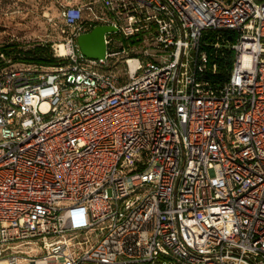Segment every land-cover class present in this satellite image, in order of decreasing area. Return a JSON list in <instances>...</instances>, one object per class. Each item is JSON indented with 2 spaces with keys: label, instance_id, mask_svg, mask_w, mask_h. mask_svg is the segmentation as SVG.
I'll return each instance as SVG.
<instances>
[{
  "label": "built area",
  "instance_id": "1",
  "mask_svg": "<svg viewBox=\"0 0 264 264\" xmlns=\"http://www.w3.org/2000/svg\"><path fill=\"white\" fill-rule=\"evenodd\" d=\"M60 18L52 65L0 53V264H264V0ZM98 25L91 59L77 38Z\"/></svg>",
  "mask_w": 264,
  "mask_h": 264
},
{
  "label": "rangeland",
  "instance_id": "2",
  "mask_svg": "<svg viewBox=\"0 0 264 264\" xmlns=\"http://www.w3.org/2000/svg\"><path fill=\"white\" fill-rule=\"evenodd\" d=\"M79 1L81 0H0V49L7 45L8 49L15 48L8 54L2 51L5 57L2 60L4 67L21 66L20 62L13 60L14 56H21L18 49L25 51L37 44L53 45L57 42L61 27L60 10L65 5ZM96 9L99 10L98 6ZM108 37L112 38L113 49L132 43V39L124 38L120 34H109ZM122 67V59L119 57L112 68L120 71ZM38 245V243H33L30 246H20V248L42 254Z\"/></svg>",
  "mask_w": 264,
  "mask_h": 264
},
{
  "label": "trees",
  "instance_id": "3",
  "mask_svg": "<svg viewBox=\"0 0 264 264\" xmlns=\"http://www.w3.org/2000/svg\"><path fill=\"white\" fill-rule=\"evenodd\" d=\"M221 34L224 37H230L231 33L228 31H221ZM8 45L7 47H3L2 49H0V52H4L6 54H8V52L14 50L15 48H11L8 49ZM18 53L21 56H17L13 58V60L15 62H20V63H27V64H37V65H52L53 63H55L57 60L55 58H53L50 54V47L49 45H45L42 46L41 44H37L34 47H32V49H28L25 51H22L21 49L17 50ZM230 66V60H229V55L228 52H226L225 58L220 62V69L221 72L219 73V75L217 76V79H225L226 78V73H227V69Z\"/></svg>",
  "mask_w": 264,
  "mask_h": 264
},
{
  "label": "water",
  "instance_id": "4",
  "mask_svg": "<svg viewBox=\"0 0 264 264\" xmlns=\"http://www.w3.org/2000/svg\"><path fill=\"white\" fill-rule=\"evenodd\" d=\"M114 30L111 25H98L90 32L79 35L77 43L81 53L91 59L104 58L106 50L104 33Z\"/></svg>",
  "mask_w": 264,
  "mask_h": 264
},
{
  "label": "bare ground",
  "instance_id": "5",
  "mask_svg": "<svg viewBox=\"0 0 264 264\" xmlns=\"http://www.w3.org/2000/svg\"><path fill=\"white\" fill-rule=\"evenodd\" d=\"M59 47L61 48V51H63L62 46L60 45Z\"/></svg>",
  "mask_w": 264,
  "mask_h": 264
}]
</instances>
